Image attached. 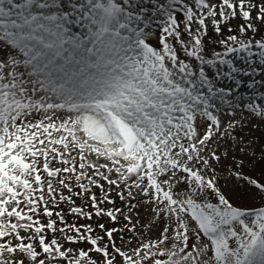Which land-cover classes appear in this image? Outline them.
<instances>
[{
  "label": "snow or ice",
  "instance_id": "obj_1",
  "mask_svg": "<svg viewBox=\"0 0 264 264\" xmlns=\"http://www.w3.org/2000/svg\"><path fill=\"white\" fill-rule=\"evenodd\" d=\"M258 69L264 0H0V264H264Z\"/></svg>",
  "mask_w": 264,
  "mask_h": 264
},
{
  "label": "rangeland",
  "instance_id": "obj_2",
  "mask_svg": "<svg viewBox=\"0 0 264 264\" xmlns=\"http://www.w3.org/2000/svg\"><path fill=\"white\" fill-rule=\"evenodd\" d=\"M17 2H19V0H17ZM217 50H219L218 46H217ZM236 63H237V66H244L243 60L236 61ZM224 70H227L226 66H225ZM208 72H209L210 76L214 75L215 69L209 68ZM237 78L241 79L242 83L240 84L239 88L234 87V91L236 92V96L242 97L245 102H248L253 97V94H256L257 98H258L260 93H264V71H261L258 69L255 75H252V76H240V75H238ZM252 81H255L256 83H255L253 88H249L248 85ZM225 84L234 86L235 81L224 79V80H221L218 82V85H220V86H223ZM233 99L235 100V97H233ZM251 128H252L251 138L255 139L258 144L260 142L264 141V125L257 127L256 124L254 123L251 126ZM245 131H246V135H247L248 130L246 129ZM256 175L257 176L260 175L258 170H257ZM241 187L243 188L244 185L241 184ZM237 195L238 196H244L245 191L242 190ZM253 202L258 203L259 201L257 199ZM81 222L83 223L84 221H81Z\"/></svg>",
  "mask_w": 264,
  "mask_h": 264
}]
</instances>
